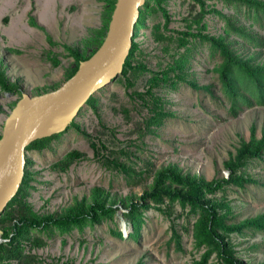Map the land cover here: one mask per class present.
<instances>
[{
  "label": "rangeland",
  "instance_id": "374dc122",
  "mask_svg": "<svg viewBox=\"0 0 264 264\" xmlns=\"http://www.w3.org/2000/svg\"><path fill=\"white\" fill-rule=\"evenodd\" d=\"M111 1L0 0V61L8 82L18 88L14 94L0 88V135L15 103L23 95L32 97L64 83L66 71L73 63L68 48L82 55L90 51L88 46L104 27ZM208 4L207 10L234 13L221 1ZM161 5L166 13L153 7L135 39L137 50L132 65L136 75L130 78L133 86L126 89L125 78L108 84L97 92L98 115L83 106L76 119L92 138L112 141L114 145L106 143L110 149L128 151L127 158L116 155L126 172L132 171L126 174L118 168L102 165L88 140L73 129L52 141L49 148L26 153L32 174L27 200L36 213L58 214L83 199L91 202L95 188L109 194V200L118 208L112 219L82 231L74 229L64 236L35 232L44 242L32 250L41 264H195L205 251L195 247L192 234V224L198 215L192 214L187 219L186 211L178 206L171 210L163 206L162 211L152 207L144 212L140 237L134 239L128 237L131 226L123 216L126 209L122 201L142 195L149 189L154 171L169 164L207 181L216 176L226 177L223 162L236 154L240 143L264 137V106L245 109L236 117L229 114L230 104L223 95L216 72L220 58L207 44L199 43L198 38L189 44L188 64L184 70L186 79L195 87L184 82L172 85L174 75L169 74L166 81L160 83L165 89L154 88L169 117L152 132L144 128L146 110L142 109L139 99L129 94L136 90L145 92L153 74L171 69L174 58L184 51L177 47L180 34L198 33L205 23L203 34L224 35V24L217 14L209 12L198 19V10L189 0H166ZM241 21L249 23L244 18ZM255 28L264 35V30ZM155 82L153 79L152 83ZM102 126L112 130L114 137ZM71 150L82 152L84 158L67 171L53 170V164ZM247 172L263 182L264 161ZM216 197L229 203L233 215L230 223L264 213V188L260 186L225 189ZM171 224L179 237L180 249ZM229 240L237 259L245 264H264V234L252 236L245 231L230 235ZM206 264L220 262L213 255Z\"/></svg>",
  "mask_w": 264,
  "mask_h": 264
},
{
  "label": "trees",
  "instance_id": "16d2710c",
  "mask_svg": "<svg viewBox=\"0 0 264 264\" xmlns=\"http://www.w3.org/2000/svg\"><path fill=\"white\" fill-rule=\"evenodd\" d=\"M165 1L146 0L140 8L139 17L134 27L131 50L123 64L121 73L114 79L113 83L125 78L127 81L126 89L133 86L130 78H134L136 75V68L132 64L137 50L135 39L138 31L145 26L147 13L153 7H158L166 13V9L161 5ZM210 1H221L224 6L233 9L234 13H222L215 9L207 10ZM115 2L116 0L111 1L106 9L105 25L98 34L97 39L88 46L90 51L86 55L68 48L69 55L73 57V63L66 71L63 82L69 79L78 69L79 63L87 60L103 42ZM189 3L198 10L196 16L198 19H203L209 12L216 13L224 24V35L215 37L203 34L201 30L206 28L205 23L201 25L198 33L183 32L180 34L182 37L178 39L179 44L177 47L184 48V51L177 58H174L175 62L170 67L171 69L153 74V77L147 81L148 86L145 92L141 93L136 90L129 94L131 98L139 99L142 109L146 110V117L142 124L148 133L152 132L154 127L161 126L164 119L169 117V114L163 109L162 100L154 92V88L165 89L166 86H162L160 83L165 82L169 74L174 75L172 85L176 82H184L195 87L193 82L186 79L187 75L184 70L188 64L189 44L191 41H197V38L200 41L199 43L207 44L210 51L220 58L216 72L223 95L230 104L229 114L236 117L245 109L264 106V35L255 28L257 26L258 29L264 30V0H189ZM164 13L163 15L167 19V15ZM241 18L249 23H242ZM176 73L179 74L175 75ZM153 79L156 80L155 83H152ZM62 84L49 90L37 92L36 95L55 90ZM0 88L13 94L18 91L15 84L8 82L1 61ZM104 88L100 89L99 92L103 91ZM98 102L96 92L89 97L84 106L98 115ZM82 109L79 110L76 118L64 131L33 141L25 149L26 153L41 152L49 148L52 141L57 140L61 135L73 129L88 140L94 156L99 158L102 165L126 172L125 166L119 162V157L116 154L127 158L128 151L123 148L110 149L106 143L114 145L112 141L97 140L84 131L76 122ZM102 129L106 132L109 131L111 136L114 137L112 130L105 126H102ZM83 158L84 155L80 151H68L53 164L52 169L67 171L72 164L81 161ZM262 161H264V137L259 140L240 143L236 154L231 155L228 160L223 162V170L228 173L226 177L216 176L207 181L203 177L184 173L176 165L169 164L161 167L154 171L152 183L148 190H145L136 199L127 197L122 201V207L126 209L123 216L131 226L128 237L134 239L140 237L144 223L143 214L152 207L162 211L163 206L167 210L178 206L181 210L186 211L185 217L187 219L192 214L198 215V218L192 224V234L195 247L198 249L204 248L205 251L202 253L200 261L195 262V264H206L208 258L213 255L217 257L220 264H245L235 257L236 251L229 240V236L243 234L245 231L252 236L264 234V213L244 219L241 222L230 223L229 220L233 219L230 205L226 200L218 199L216 195L229 188L245 189L250 185L264 188V181H257L247 172L249 168ZM30 164L31 161L26 155L24 175L20 187L0 215L2 239L0 243V264H41L36 254L32 253V250L42 246L44 242L41 241L40 237L35 236V232H45L51 235L57 233L64 236L74 229L82 231L86 227H92L102 221L112 219L118 210L117 207H114L113 200H109V194L100 188H95L91 192V202L83 199L58 214L40 215L36 213L27 200L32 180V174L28 170ZM131 171L126 172V174ZM173 222L174 220H171V223ZM170 226L172 233L177 238V247L180 249L179 237L173 225ZM116 235L122 238L120 232H117Z\"/></svg>",
  "mask_w": 264,
  "mask_h": 264
},
{
  "label": "water",
  "instance_id": "95a60500",
  "mask_svg": "<svg viewBox=\"0 0 264 264\" xmlns=\"http://www.w3.org/2000/svg\"><path fill=\"white\" fill-rule=\"evenodd\" d=\"M145 2L116 0L103 42L79 63L76 72L57 89L32 97L23 95L13 107L0 137V215L20 187L28 145L64 131L89 97L121 73Z\"/></svg>",
  "mask_w": 264,
  "mask_h": 264
}]
</instances>
